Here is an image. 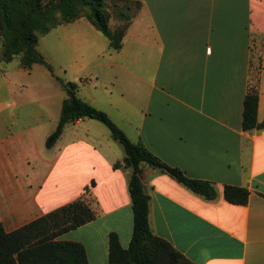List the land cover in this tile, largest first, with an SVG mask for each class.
I'll return each instance as SVG.
<instances>
[{
  "label": "crops",
  "instance_id": "0c3cea01",
  "mask_svg": "<svg viewBox=\"0 0 264 264\" xmlns=\"http://www.w3.org/2000/svg\"><path fill=\"white\" fill-rule=\"evenodd\" d=\"M135 1L141 7L121 48L112 49L108 41L93 50L92 62L80 65L88 69L87 76L64 81L76 82V95L105 111L130 140L142 142L187 176L214 185L216 197L207 200L141 164L149 224L156 236L194 264H264V128L241 126L243 100L251 86L258 90L257 121L264 118V0ZM80 20L51 30L65 32V47L78 42L88 50L94 37L70 34L83 31ZM0 44L1 58V35ZM46 61L52 66L50 53ZM38 64L20 67L19 75L33 76ZM76 64L60 69L68 73ZM44 68L41 81L8 87L26 102L1 101L0 107H19V118L53 113L57 124L66 96L52 108L50 97L39 94L53 84ZM9 72L0 69L1 80ZM99 128L89 118L67 123L50 155H31L32 164L27 160L15 188L6 189L0 180V222L6 231L75 200L88 186L95 219L58 239L81 243L88 264H108L111 232L123 248L128 246L133 225L131 170L123 158L107 154L114 139L111 134L104 139ZM115 162L121 165L113 168ZM225 185L247 188V203L227 202Z\"/></svg>",
  "mask_w": 264,
  "mask_h": 264
},
{
  "label": "trees",
  "instance_id": "16d2710c",
  "mask_svg": "<svg viewBox=\"0 0 264 264\" xmlns=\"http://www.w3.org/2000/svg\"><path fill=\"white\" fill-rule=\"evenodd\" d=\"M109 1L114 7L111 12L107 5ZM140 7L141 3L135 0H0L1 60L10 62L18 55L21 68L31 69L34 63H39L55 76L52 66L37 51L40 36L58 25L83 17L108 39L112 49L117 50L121 48L125 32ZM113 13L121 23L111 30L109 22ZM55 78L67 97L62 102L54 130L45 140L46 147L55 144L67 123L92 118L103 123L112 138L122 145L123 163L131 170L128 192L133 214L132 234L128 246L123 248L118 235L109 233L108 264H194L171 243L152 232L149 195L141 181V164L146 163L167 174L207 200L216 197L214 185L210 181L187 176L180 168L154 155L142 142L130 140L105 111L76 95V82ZM258 100L257 86L249 87L243 100V130L264 128V118L257 121ZM120 165V162H115L113 168ZM89 189L86 186L75 200L12 231H6L0 222V264H88L81 243L58 239V236L95 219L97 212L91 207L93 199ZM248 197L249 190L245 187L225 185L223 188V198L227 202L245 205Z\"/></svg>",
  "mask_w": 264,
  "mask_h": 264
},
{
  "label": "rangeland",
  "instance_id": "374dc122",
  "mask_svg": "<svg viewBox=\"0 0 264 264\" xmlns=\"http://www.w3.org/2000/svg\"><path fill=\"white\" fill-rule=\"evenodd\" d=\"M107 5L108 10L111 12L114 9L112 2L109 1ZM81 12H83V9ZM78 19H81L80 23L83 31L75 30L71 31L70 34L73 36H82V38H88V36L94 37L95 43L90 42L88 44V50L85 49V45L80 44L81 47L78 46V42H76L71 48L68 46L65 47V32L62 30H51V32L49 31L39 37L37 51L41 54L43 53L46 60L48 58V53L53 56V63L51 64L54 66L53 70L55 71L53 72L55 76H48L50 83L53 84L50 88L45 89V91H39L41 96L50 97L52 108H54L53 104L62 100L63 97H67L66 92L61 88L55 77H59L63 80H71L73 78L77 82L79 77L87 76L88 69L80 68V65L92 62L93 50L94 52L95 50H101V48L107 46L108 43L107 38L91 26L89 22L84 20L83 17H79ZM120 23L121 21L117 19L113 13L109 22L110 29H114V27L118 26ZM73 25L74 24H69V27L72 28L74 27ZM257 55L258 53L255 55L256 63L258 62ZM70 64H76L77 66L73 67V70L68 71V73H66L63 69H60V67L63 68L64 66H69ZM44 67V65L38 64V66H34L33 68V76H20L18 55L10 62H4L0 58V69H5L8 72L11 71L7 76H5V81L1 80L2 77L0 75V103L1 101L7 104L14 102L19 105V102H26L27 99H21V101H19V97L17 95H13L11 90L8 92V87L16 86L18 88L19 82L28 84L35 79L41 81L40 71L44 70ZM72 72L77 75L79 74L78 77L75 75L73 76L71 74ZM97 87L100 88V84H97ZM109 89H113L112 85H109ZM100 91L103 92L102 89H100ZM101 105L106 106L103 102H101ZM17 111L19 112V107L16 110L9 107H0V180L6 189H9L8 187L11 189L12 187H16V181L19 179V174L27 168V160H30L31 162V157L34 153L35 155L51 154L52 149L46 147L45 140L56 126V120L53 119V113L46 115V117L35 114L30 117L19 118V113H17ZM58 112L60 113L59 110ZM89 120L99 125L100 128L98 131H104V133L100 134L107 140V135H110L109 129L98 120L92 118H89ZM69 125L72 126L73 124ZM128 132L129 134H132L130 131ZM111 143V153L107 154L114 160L117 158H123L124 150L122 145L116 140H112ZM30 164H32V162ZM142 164L147 165L146 163ZM9 174H11V176L7 177ZM13 175L17 176V178ZM87 197L88 199L90 198L89 196Z\"/></svg>",
  "mask_w": 264,
  "mask_h": 264
}]
</instances>
